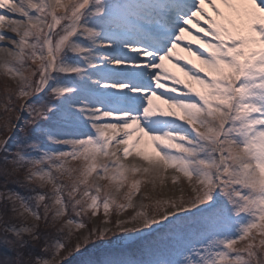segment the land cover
Listing matches in <instances>:
<instances>
[{
  "label": "snow or ice",
  "instance_id": "snow-or-ice-1",
  "mask_svg": "<svg viewBox=\"0 0 264 264\" xmlns=\"http://www.w3.org/2000/svg\"><path fill=\"white\" fill-rule=\"evenodd\" d=\"M0 77V264H264V0H0Z\"/></svg>",
  "mask_w": 264,
  "mask_h": 264
},
{
  "label": "rangeland",
  "instance_id": "rangeland-1",
  "mask_svg": "<svg viewBox=\"0 0 264 264\" xmlns=\"http://www.w3.org/2000/svg\"><path fill=\"white\" fill-rule=\"evenodd\" d=\"M3 91V78L0 77V93H2ZM154 104L159 105L161 108L167 109V105L166 107H162L160 104H158L157 102H155ZM146 149V148H145ZM147 151V149H146ZM149 154L153 153V147L152 144L150 143L148 145V151ZM183 188V192L180 191V189ZM144 192H148L149 194H152L151 192V185H147L144 186L142 188V195ZM184 195V197L187 199L190 195H193V193H191L189 186L187 185V183L185 181H181V183L179 185H172L171 181H167L166 186L164 188H157L156 193L154 195L160 197V198H165L167 196H174V197H178L179 195ZM140 197H137V203L139 202ZM145 203H150V201H145ZM149 212L152 211V209H148ZM133 212L132 210H129L127 213H125V216H130L132 215ZM96 252V253H94ZM89 256L92 258H96L99 256V251L94 250L93 252L89 253ZM84 259V258H81ZM74 264H76V262H74Z\"/></svg>",
  "mask_w": 264,
  "mask_h": 264
},
{
  "label": "bare ground",
  "instance_id": "bare-ground-1",
  "mask_svg": "<svg viewBox=\"0 0 264 264\" xmlns=\"http://www.w3.org/2000/svg\"><path fill=\"white\" fill-rule=\"evenodd\" d=\"M189 27H191V26H189ZM193 31H194V29H193ZM193 47L195 48V45H194ZM178 51H179V50H178ZM180 55H183V56H185L187 59H192L194 62H197V61H195V58H194V57H188V56H187V53L180 52ZM197 63H198V62H197ZM166 66L169 67L172 71H175L176 74H177L178 76L181 77V79H185V77L183 76V73H181V72L179 71V69L174 68V67H173L170 63H168V62H166ZM155 102H157L158 104H160L162 107H166V104H164L162 100H155L154 103H155ZM150 143H151V142L148 141L147 138H146V139H145V148L147 149V151H148V145H149ZM146 149H145V150H146Z\"/></svg>",
  "mask_w": 264,
  "mask_h": 264
},
{
  "label": "trees",
  "instance_id": "trees-1",
  "mask_svg": "<svg viewBox=\"0 0 264 264\" xmlns=\"http://www.w3.org/2000/svg\"><path fill=\"white\" fill-rule=\"evenodd\" d=\"M94 253H96V252H94ZM75 262V261H74Z\"/></svg>",
  "mask_w": 264,
  "mask_h": 264
}]
</instances>
